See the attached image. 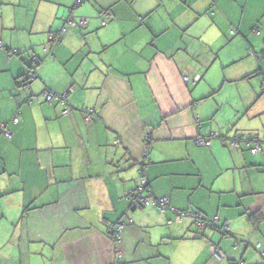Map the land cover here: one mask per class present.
I'll use <instances>...</instances> for the list:
<instances>
[{
    "label": "crops",
    "instance_id": "crops-1",
    "mask_svg": "<svg viewBox=\"0 0 264 264\" xmlns=\"http://www.w3.org/2000/svg\"><path fill=\"white\" fill-rule=\"evenodd\" d=\"M0 40L18 51L0 49V264H112L119 218L122 264H259L264 0H0ZM45 89L66 91L68 112ZM216 130L261 149L194 141ZM141 160L154 194L216 223L131 204Z\"/></svg>",
    "mask_w": 264,
    "mask_h": 264
},
{
    "label": "built area",
    "instance_id": "built-area-1",
    "mask_svg": "<svg viewBox=\"0 0 264 264\" xmlns=\"http://www.w3.org/2000/svg\"><path fill=\"white\" fill-rule=\"evenodd\" d=\"M103 21L104 20H102V22ZM61 30H63V28ZM59 39H60L59 35L57 34L54 35L52 33H49L44 49L48 50V47L50 46L51 42L58 41ZM0 46L3 47L1 41H0ZM13 51L14 50H11L9 52V55ZM27 74H28L27 75L28 79L34 78L35 73H34L33 66L29 68ZM184 79L188 81V78L186 76ZM20 82L25 83L26 79L20 78ZM42 96L44 100H46L47 102L56 101V102L61 103L63 105L62 110H61L63 113L68 112L69 108L72 106V103L67 97L66 91H55L51 89H45L42 92ZM94 111H95L94 107L91 105L83 106L82 107L83 118L86 121L89 120L94 114ZM11 120L13 122L18 121V115L14 114L11 117ZM0 128L4 132L5 135L10 136V131L6 128L3 122H0ZM212 136H216L215 131H211L209 135H207L206 137L196 136L195 141L208 144ZM115 141H118V138ZM239 141H245L246 144H248V142H252L253 145L250 148L252 152L259 149L258 139L253 134L248 133V134H241L240 136H234L231 139H229V142H230L229 144L236 145ZM147 184H148V179L145 173V166L141 165L136 186L133 189L128 190L127 192V198L131 200L132 204L136 205L139 203H145V204L151 203L159 210H165L169 208L170 210L175 211L178 214V218H181L183 215H191L193 218V224L198 228H204L210 225L213 226L216 223V220L218 219L217 215L207 217L203 215V213L197 210H188V209L177 210L174 206L169 205L167 203L168 202L167 195H160V196L153 195ZM123 224H124V221L119 219V220H116L110 223L107 228L109 237L112 243V250H113L112 264H122V249L118 242L120 241L121 229L123 227ZM220 227L222 231L228 230V224L225 222H223L220 225ZM212 250L217 256H220L223 254V252L217 249L214 245H212ZM261 264H264V261H262Z\"/></svg>",
    "mask_w": 264,
    "mask_h": 264
},
{
    "label": "trees",
    "instance_id": "trees-1",
    "mask_svg": "<svg viewBox=\"0 0 264 264\" xmlns=\"http://www.w3.org/2000/svg\"><path fill=\"white\" fill-rule=\"evenodd\" d=\"M109 18V12L107 11V10H103L102 12H101V16H100V23L101 24H104V23H106V21H107V19ZM102 20H104L103 22H102ZM69 22H71V23H74V21H72V18H70V20H69ZM63 28V30H61ZM65 31V27L64 26H62L61 28H59V29H57V30H52V29H49L48 31H47V33H46V41H47V37H48V34L49 33H52V34H54V35H59V37H60V39H61V37H62V34H63V32ZM59 39V40H60ZM1 41V40H0ZM46 41H45V43H44V45H43V49H44V46L46 45ZM53 42H56V41H53ZM53 42H51V44H50V46L48 47V50H45L47 53H49L50 51H49V49H50V47H51V45H52V43ZM2 43V42H1ZM2 46L3 47H1L0 46V49H3V50H5L6 51V53H7V56L8 57H12L13 55H16L17 53H18V51L16 50V48H14V47H11V48H9V47H7L5 44H3L2 43ZM11 50H14L13 52H11V54L9 55V52L11 51ZM262 53H264V52H262ZM37 59L35 58H33V56H31L30 57V59H29V62H28V64H27V69H26V71L22 74V75H20L18 78H19V83L21 84V85H23L24 87H26L27 85H28V83H29V81H31L32 79H28V74H27V72H28V70H29V68L31 67V66H33V68H34V65L37 63ZM34 73H35V69H34ZM35 76H36V74H35ZM35 76H34V78H35ZM20 78L22 79H26V82L25 83H23V82H20ZM193 83H194V81H193ZM33 96V95H32ZM32 96H28L27 97V99L28 98H31ZM5 124V123H4ZM211 132V131H210ZM210 132H208L207 134H205V135H197V136H199V137H206L207 135H209V133ZM217 134V136L219 137V138H221L222 140H224V142H226V143H230L229 142V139H231L232 137H234V136H240L241 134H253V135H255L256 137H257V139H258V142H259V149L258 150H256V151H254V152H252L251 150H250V148L252 147V145H253V143L252 142H248V144H246L245 143V141H239L236 145H231V146H246V148L250 151V152H252V153H255V152H257V151H259L260 149H261V145H260V143H261V139L256 135V134H254V133H252V132H247V131H235V132H232V133H220L218 130H216L215 131ZM214 136H212L211 137V139L213 138ZM143 138H144V140L146 141V146H147V144L149 143V140H150V135L149 134H144V136H143ZM196 138V137H195ZM117 138H115L114 139V141L116 140ZM118 141H119V139H118ZM118 141H115V142H118ZM194 141H195V139H194ZM197 144H200V145H209L210 144V142H211V140H210V142L208 143V144H204V143H200V142H197V141H195ZM230 145V144H229ZM141 165H143V166H145V161H143V160H141L140 162H139V170H140V167H141ZM138 170V171H139ZM138 176H139V172H138V175H137V180H138ZM147 177V176H146ZM137 180H136V183H137ZM148 185V184H147ZM135 186H136V184H135ZM134 186V187H135ZM134 187H132L131 189H133ZM150 188V187H149ZM151 190V189H150ZM151 193L153 194V195H155V196H160V195H156V194H154L152 191H151ZM162 195H164V194H162ZM168 197V196H167ZM130 202H131V200H130ZM169 205H171L170 203H169V199H168V202H167ZM131 204H132V202H131ZM137 206H152V207H154L155 209H157L153 204H151V203H148V204H145V203H139V204H137ZM173 206V205H172ZM168 210H170L169 208H167ZM167 209H165V210H167ZM177 210H185V209H179V208H176ZM158 211H160V212H163V211H165V210H159V209H157ZM172 211V210H171ZM175 214H176V216L178 217V214L175 212V211H173ZM184 216V215H183ZM182 216V217H183ZM181 217V218H182ZM181 218H179V219H181ZM119 219H121V220H123L124 221V224H125V222H127V221H130L131 219L130 218H127V219H123V218H119ZM119 219H117V220H119ZM124 224H123V226H124ZM195 226V225H194ZM123 228V227H122ZM198 228V227H197ZM205 228V227H204ZM200 229H203V228H200ZM262 261H264V255L261 257V259H260V262H259V264H261L262 263Z\"/></svg>",
    "mask_w": 264,
    "mask_h": 264
}]
</instances>
